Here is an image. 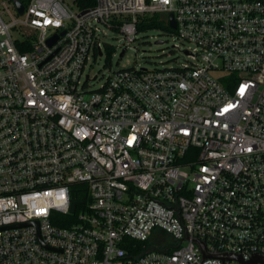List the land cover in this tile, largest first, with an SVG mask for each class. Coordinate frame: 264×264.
<instances>
[{
	"label": "built area",
	"instance_id": "2783aa9c",
	"mask_svg": "<svg viewBox=\"0 0 264 264\" xmlns=\"http://www.w3.org/2000/svg\"><path fill=\"white\" fill-rule=\"evenodd\" d=\"M16 1L0 0V264L264 257V0ZM171 13L183 65L91 89L103 27L129 47L141 16Z\"/></svg>",
	"mask_w": 264,
	"mask_h": 264
},
{
	"label": "rangeland",
	"instance_id": "374dc122",
	"mask_svg": "<svg viewBox=\"0 0 264 264\" xmlns=\"http://www.w3.org/2000/svg\"><path fill=\"white\" fill-rule=\"evenodd\" d=\"M67 1L72 2V0ZM160 15L165 17V14ZM103 28L105 34L102 35V41L110 45L103 44V54L90 58L86 73L92 77L98 75L99 78L91 82V89L100 88L112 72L120 69L145 68L151 70L181 66L188 59L183 50L189 44L178 38L175 33L172 34L160 28L143 31L128 47L121 32ZM160 40L163 42H159ZM124 49L126 51L121 56Z\"/></svg>",
	"mask_w": 264,
	"mask_h": 264
},
{
	"label": "trees",
	"instance_id": "16d2710c",
	"mask_svg": "<svg viewBox=\"0 0 264 264\" xmlns=\"http://www.w3.org/2000/svg\"><path fill=\"white\" fill-rule=\"evenodd\" d=\"M78 7L80 9H87L95 5L96 0H75ZM160 28L165 31H168L172 34L175 33V30L172 29L169 24L167 23L166 17H162L160 14H153V15H144L141 16L138 22V30L139 32L147 31L150 29ZM80 196H76L77 200ZM57 223L61 225H68L69 220L58 221Z\"/></svg>",
	"mask_w": 264,
	"mask_h": 264
},
{
	"label": "water",
	"instance_id": "95a60500",
	"mask_svg": "<svg viewBox=\"0 0 264 264\" xmlns=\"http://www.w3.org/2000/svg\"><path fill=\"white\" fill-rule=\"evenodd\" d=\"M16 3L18 4L20 11L22 12L23 9H24V6L22 5V3L19 0H17ZM170 27L173 28V29H176L177 28V23H176V21L174 19L173 13L170 14ZM63 33H65V32H63ZM56 39H57V37L56 38H53V39H50L49 40L50 45H52L53 43H55ZM159 42H163V41L160 40ZM125 51L126 50L124 49L121 52V56L124 55ZM75 207H76V202H73V204H72V210H74ZM216 255H218V254H216ZM220 256H222V257L225 258L227 255L224 254V255H220ZM258 262L264 264V257L257 256V257H255L253 260H251L249 262H244V264H257Z\"/></svg>",
	"mask_w": 264,
	"mask_h": 264
}]
</instances>
